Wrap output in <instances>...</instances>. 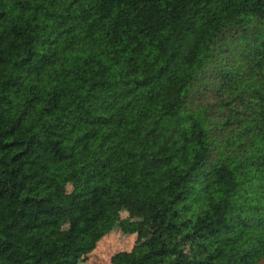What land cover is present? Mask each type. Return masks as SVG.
<instances>
[{"label": "trees", "instance_id": "obj_1", "mask_svg": "<svg viewBox=\"0 0 264 264\" xmlns=\"http://www.w3.org/2000/svg\"><path fill=\"white\" fill-rule=\"evenodd\" d=\"M117 207L153 221L114 264L264 260V0H0V264Z\"/></svg>", "mask_w": 264, "mask_h": 264}, {"label": "rangeland", "instance_id": "obj_2", "mask_svg": "<svg viewBox=\"0 0 264 264\" xmlns=\"http://www.w3.org/2000/svg\"><path fill=\"white\" fill-rule=\"evenodd\" d=\"M113 194L119 197L123 189L119 186L113 188ZM129 213V218L126 217ZM113 230L106 235L97 245L91 256H84L80 264H114L116 254L131 251L135 246L147 240L152 233V215L147 208L143 212L126 211L123 207H117L111 211ZM68 218L62 221L65 228ZM259 264H264L262 260Z\"/></svg>", "mask_w": 264, "mask_h": 264}]
</instances>
